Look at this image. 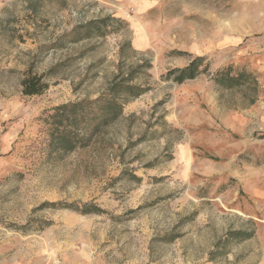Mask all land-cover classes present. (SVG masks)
Returning <instances> with one entry per match:
<instances>
[{"label":"rangeland","instance_id":"1","mask_svg":"<svg viewBox=\"0 0 264 264\" xmlns=\"http://www.w3.org/2000/svg\"><path fill=\"white\" fill-rule=\"evenodd\" d=\"M98 19L114 30L51 48ZM139 65L118 120L49 147L53 108ZM28 68L52 71L40 95ZM225 68L247 77L220 87ZM0 264H264V0H0Z\"/></svg>","mask_w":264,"mask_h":264},{"label":"trees","instance_id":"2","mask_svg":"<svg viewBox=\"0 0 264 264\" xmlns=\"http://www.w3.org/2000/svg\"><path fill=\"white\" fill-rule=\"evenodd\" d=\"M106 19L120 21L110 16ZM111 30L114 28H109L105 20H90L61 34L50 46L59 49L68 43H77L95 36L103 37ZM203 61V57H194L186 65L170 69L164 77L171 78L178 84L192 80L204 71L205 67L201 68ZM142 68L143 66L139 65L126 75L118 73L109 82L105 92L96 98H84L53 108L52 113L44 119V123L48 125L49 147L56 152H70L90 145L102 129L122 116L127 101L137 98L147 90L146 87L133 83L134 77ZM46 74H37L29 68L26 69L21 80L22 94L25 96L42 94L48 88V82L44 79ZM243 77H247V73L242 71L232 75L230 68H225L215 72L213 81L220 87L229 88L238 85ZM133 177L139 180L136 176ZM65 206L83 214L101 211L89 202Z\"/></svg>","mask_w":264,"mask_h":264},{"label":"crops","instance_id":"3","mask_svg":"<svg viewBox=\"0 0 264 264\" xmlns=\"http://www.w3.org/2000/svg\"><path fill=\"white\" fill-rule=\"evenodd\" d=\"M186 64H187V63H186ZM186 64H185V65H186Z\"/></svg>","mask_w":264,"mask_h":264}]
</instances>
